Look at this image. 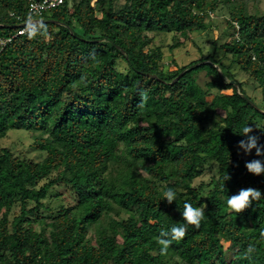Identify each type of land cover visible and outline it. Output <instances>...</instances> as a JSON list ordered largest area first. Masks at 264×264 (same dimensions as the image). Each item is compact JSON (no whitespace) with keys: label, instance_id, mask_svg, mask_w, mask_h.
Listing matches in <instances>:
<instances>
[{"label":"trees","instance_id":"16d2710c","mask_svg":"<svg viewBox=\"0 0 264 264\" xmlns=\"http://www.w3.org/2000/svg\"><path fill=\"white\" fill-rule=\"evenodd\" d=\"M261 1L64 0L17 35L29 1L0 0V40L10 39L0 51V137L24 130L44 154L0 147V264H264V174L245 168L264 155L243 158L237 147L245 126L264 145V108L235 76L224 79L213 55L164 71L152 46L174 33L177 47L225 9L233 33L214 51L264 87V15L250 12ZM210 161L218 176L194 185ZM60 184L76 203L48 218L42 201ZM249 187L261 199L229 213L227 197ZM185 203L206 205L205 218L161 254L157 238L184 223Z\"/></svg>","mask_w":264,"mask_h":264},{"label":"rangeland","instance_id":"374dc122","mask_svg":"<svg viewBox=\"0 0 264 264\" xmlns=\"http://www.w3.org/2000/svg\"><path fill=\"white\" fill-rule=\"evenodd\" d=\"M121 5V4H119ZM251 13L257 15H264V0L261 1L259 6H254L250 10ZM229 20L228 11L225 9H219L218 11L211 13L207 17V30L205 32L193 33L190 38H180V43L177 47L171 49V45L175 44V37L177 34L166 33L162 35L153 36V47H160L162 50V69L169 71L175 69L176 66H183L189 64L191 61L198 60L200 58L213 55L214 59L218 62V67L221 75L225 80H230L232 76L240 83H243L242 89L246 94L251 97L254 103L264 108V87L258 86L253 80L246 81L239 67L231 63L230 56L225 55L223 51H214L213 43L217 47L223 45L230 40L233 29L227 24ZM115 67L123 72H127L122 62L118 61ZM211 78L208 77L205 72H201L196 77V82L199 86L204 87L205 83ZM213 97V93L207 96L210 100ZM32 138L24 130L11 131L0 137V147H7L12 152L21 157L29 158L35 161H40L43 158V153L33 149L30 144ZM253 150L249 154H245L241 149L238 150V155L243 158H248L252 155ZM100 173L108 174L107 170H102ZM217 166L213 161H210L204 168V173L194 181V185L199 183H209L211 179L217 177ZM43 182H40V185ZM211 187H206L203 196L205 197ZM44 205L48 207V210H42L40 213L48 218L63 205H74L75 195L69 187L60 184L53 187L47 197L42 201ZM18 208L15 209V212ZM33 221V219L31 218ZM225 249L228 247V243L224 242Z\"/></svg>","mask_w":264,"mask_h":264},{"label":"clouds","instance_id":"9594fccd","mask_svg":"<svg viewBox=\"0 0 264 264\" xmlns=\"http://www.w3.org/2000/svg\"><path fill=\"white\" fill-rule=\"evenodd\" d=\"M146 100V94H143L142 97ZM253 132V129L249 126H245L242 129V136L246 137V139L241 140L237 147L241 149L246 155L251 153L253 149H255V155L257 157L264 155V145H258V138L256 136L250 135ZM245 168L248 173L254 176H260L264 174V162L259 159H254L245 164ZM231 177L226 174L225 181L229 180ZM164 200L167 201L168 204H172L176 199V193L172 189H168L163 193ZM261 199V192L254 188H245L239 190V192L231 197H227L226 201V210L229 213L240 214L245 209H247L253 201H257ZM206 205L202 207L194 208L190 203H185L183 206V212L181 213L182 221L184 223L179 226H173L169 231H162L160 236L157 238L159 244L162 246L160 251L161 254H166L168 248L173 243V241H179L182 239L187 232L188 226H193L195 228L200 227L201 221L205 218L204 210ZM262 239H264V232L260 233ZM255 252V247L253 245H249V247L245 250L246 258L252 256Z\"/></svg>","mask_w":264,"mask_h":264},{"label":"built area","instance_id":"2783aa9c","mask_svg":"<svg viewBox=\"0 0 264 264\" xmlns=\"http://www.w3.org/2000/svg\"><path fill=\"white\" fill-rule=\"evenodd\" d=\"M29 1V9L26 21L20 25V28L17 31V35L25 34L32 26L36 23L35 16H41L43 12H47L48 10L55 8L61 5L64 0H28ZM10 39H1L0 40V51L3 49L6 43H8Z\"/></svg>","mask_w":264,"mask_h":264}]
</instances>
